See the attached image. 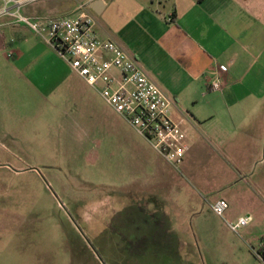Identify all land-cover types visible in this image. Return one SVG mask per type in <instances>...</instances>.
<instances>
[{"label": "rangeland", "instance_id": "rangeland-1", "mask_svg": "<svg viewBox=\"0 0 264 264\" xmlns=\"http://www.w3.org/2000/svg\"><path fill=\"white\" fill-rule=\"evenodd\" d=\"M82 90L121 126L123 139L64 89L34 96L27 122L5 124L10 135L0 132V264H259L251 252L256 241L245 230L264 235V207L257 222L236 233L226 221L236 220L237 202L227 201L222 218L212 210L211 196H228L226 191L205 190L243 178L234 171L208 174L228 165L201 158L203 181L180 177L175 186L156 190L147 174L164 159L97 91L89 85ZM182 125L191 137L196 133L187 121ZM38 127L41 140H23ZM31 129L33 134L24 132ZM259 148L262 163L240 183L264 201V188L254 185L264 181V140ZM142 155L149 167L143 168Z\"/></svg>", "mask_w": 264, "mask_h": 264}, {"label": "crops", "instance_id": "crops-1", "mask_svg": "<svg viewBox=\"0 0 264 264\" xmlns=\"http://www.w3.org/2000/svg\"><path fill=\"white\" fill-rule=\"evenodd\" d=\"M27 1L20 9L24 16L66 17L76 15L79 0ZM86 2L97 35L115 40L134 57L168 98L172 117L187 121L196 130L192 137L188 133L190 147L181 172L165 160V164L150 168L142 155L143 168L146 164L149 167L147 175L153 177L156 190L175 186L180 177L194 176L203 181L197 166L201 158L212 159L213 165L216 160L223 161L228 165L226 169L213 166L208 174L234 171L243 179L233 185V178L229 179L216 189L206 187V181V192L213 194L222 188L228 196L218 193L211 196L212 200L237 202L239 208L233 217L252 216L245 228L257 222L264 201L252 187L247 189L240 182L245 180L243 176L251 175L256 162L262 163L257 160L264 140V0ZM1 7L0 0V132L10 135L3 131L5 124L32 118L28 111L34 96H56L64 89L86 109L104 118V129L110 133L117 129V136L123 139L121 126H114L111 115L107 120L106 114L97 111L91 99L85 97L82 87L88 84L25 23L2 14ZM219 65H226L227 70L219 71ZM216 75L222 87L212 90L208 84ZM39 106L35 108L39 110ZM95 125L86 126L83 134L89 135ZM24 132L35 134L24 136V141L31 137L41 140L43 134L39 127L33 133L32 129ZM254 185L264 188V181ZM245 233L256 241L252 249L264 245L263 234L252 230Z\"/></svg>", "mask_w": 264, "mask_h": 264}, {"label": "built area", "instance_id": "built-area-1", "mask_svg": "<svg viewBox=\"0 0 264 264\" xmlns=\"http://www.w3.org/2000/svg\"><path fill=\"white\" fill-rule=\"evenodd\" d=\"M1 13L25 23L36 35L50 45L81 77L94 88L113 110L125 119L137 134L172 167L178 169L190 147L187 130L171 115L170 102L149 78L140 63L115 40L104 39L94 29V18L87 11L86 0H79L74 16L27 17L21 7L27 0H1ZM33 1V0H29ZM226 71V65H219ZM212 90L222 87L218 75L208 84ZM222 218L228 208L224 198L210 203ZM252 220L250 214L226 221L238 233ZM259 264H264V245L252 249Z\"/></svg>", "mask_w": 264, "mask_h": 264}]
</instances>
